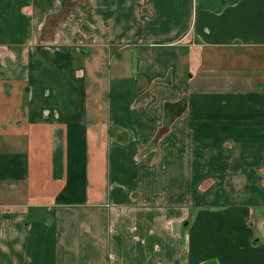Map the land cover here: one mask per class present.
Returning <instances> with one entry per match:
<instances>
[{"label":"crops","instance_id":"0c3cea01","mask_svg":"<svg viewBox=\"0 0 264 264\" xmlns=\"http://www.w3.org/2000/svg\"><path fill=\"white\" fill-rule=\"evenodd\" d=\"M0 264H264V0H0Z\"/></svg>","mask_w":264,"mask_h":264}]
</instances>
